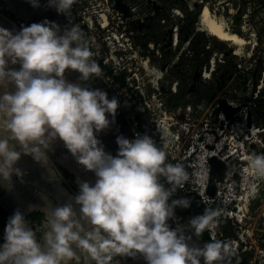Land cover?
<instances>
[{
  "label": "clouds",
  "instance_id": "clouds-1",
  "mask_svg": "<svg viewBox=\"0 0 264 264\" xmlns=\"http://www.w3.org/2000/svg\"><path fill=\"white\" fill-rule=\"evenodd\" d=\"M29 2L39 6V0ZM74 2L48 0V6L67 14ZM92 56L77 25L61 31L55 22L44 20L16 32L0 27V183L11 189L13 174L23 178L16 167L22 153L49 168L48 151L57 138L97 177L94 185L80 181L77 195L50 210L43 246L16 210L5 227L0 264H67L77 258L73 244L96 264H109L113 255L138 254L147 264H224L235 254L230 243L199 247L190 244L192 236L183 228L168 224L177 207L191 206L187 197L169 202L188 180L182 164H166L165 151L148 134L137 133L132 140L120 135L117 155L105 151L97 133L115 122L118 99L65 78L66 69L78 71L80 81L99 77L101 69ZM9 61L19 63V70L9 68ZM249 163L264 176V156H254ZM160 177L171 187L165 188ZM216 215L206 209L193 217L189 223L195 235ZM85 225L90 227L86 230Z\"/></svg>",
  "mask_w": 264,
  "mask_h": 264
},
{
  "label": "rangeland",
  "instance_id": "rangeland-1",
  "mask_svg": "<svg viewBox=\"0 0 264 264\" xmlns=\"http://www.w3.org/2000/svg\"><path fill=\"white\" fill-rule=\"evenodd\" d=\"M79 5L88 17L108 13L113 22L106 25L104 35L120 42L128 39L131 48L125 43L127 50L117 54L130 74H137L130 81L143 91L148 112L156 115H149V123L163 118L161 111L181 108L187 114L171 122L177 130L186 122L189 143L196 144L199 137L204 148L223 151L224 161L213 157L208 162L207 183L215 188L226 176V182L238 187L237 202L249 203L251 239L260 236L264 242V176L249 163L254 156H264V0H80ZM204 6L225 28L244 38L236 52L197 25ZM182 9L188 21L184 33L176 37ZM194 20V31L204 33L198 31L189 44L194 32L188 25ZM253 255L260 257L256 251H251Z\"/></svg>",
  "mask_w": 264,
  "mask_h": 264
},
{
  "label": "built area",
  "instance_id": "built-area-1",
  "mask_svg": "<svg viewBox=\"0 0 264 264\" xmlns=\"http://www.w3.org/2000/svg\"><path fill=\"white\" fill-rule=\"evenodd\" d=\"M79 1L75 0L67 14L62 13L64 23L60 27L61 31L72 25L79 26L83 39L93 53L92 59L96 61L101 69V75L99 77L94 75L92 78L99 79L111 96H115L118 99L119 112L128 125L131 137L135 139L137 133L152 136L157 147L166 153L165 163L182 164L188 174V180L177 188L169 202L172 199L187 197L191 200V206L188 208L177 207L174 217L170 218V227L173 229L183 228L184 231H189L202 246L213 241L230 243L235 250L234 256L236 260L229 257L224 264H235L240 259H244L246 264H264L263 239L259 238L260 236L255 237L253 240L251 239V230L248 227L251 213L247 214L249 208L246 206L249 203L242 204V202H237L241 199V195L237 196L236 194L238 187L236 185L234 187L231 181L226 182V176L222 185H220L221 182L219 181L215 183V188L211 186V182L207 183L208 162L213 157H218L224 161V154L216 148H204L202 146L204 142L199 137L195 140L197 141L196 144L194 142L189 143L191 140L190 136H186L189 133V127H187L186 122L180 124L177 130L175 123L171 122L177 118L168 119L170 121H167L168 123L163 121L165 114L169 110L161 111L163 118L158 119V121H162L161 127L158 121V123H149V115L151 117L156 115L153 112H148L149 104L145 102L143 91L131 82L133 77L137 78V74L134 72L130 74V68L125 65L122 56L117 54L120 49L127 50L125 43L128 39L124 38L126 41L120 42L115 36L110 38L109 34L105 33L106 35H104L103 31L106 25L112 23L113 19H109L107 12L99 13L97 17L86 16L80 8ZM0 10H2L1 5ZM104 22L106 23L105 25ZM175 36L177 37V32ZM110 39H115L117 42L115 43ZM172 42L175 43L174 41ZM126 44L131 48L129 42ZM185 44H188V42ZM120 78H122V81ZM173 110L170 111L173 112ZM182 113L187 114V112L182 110L179 116ZM171 127H174V129L172 130ZM250 131L253 133V130ZM204 149H207L208 153H203ZM238 150L240 151L239 148L235 150L236 155H239ZM227 152L229 156L231 150H227ZM241 157L239 156V159ZM241 171H247V169H241ZM159 179L165 188L171 187L166 178L160 177ZM206 209L217 212V215L202 234L196 236L195 230L189 221L195 216L203 215ZM262 223L264 225V220ZM4 230V226H0V232ZM258 231L262 235L263 228ZM256 240L259 243H255ZM251 251L259 252L260 257L251 256Z\"/></svg>",
  "mask_w": 264,
  "mask_h": 264
},
{
  "label": "crops",
  "instance_id": "crops-1",
  "mask_svg": "<svg viewBox=\"0 0 264 264\" xmlns=\"http://www.w3.org/2000/svg\"><path fill=\"white\" fill-rule=\"evenodd\" d=\"M2 10H0V27L19 31L20 26L24 22L41 23L44 20L55 22L57 25L63 22L62 13H57L54 7L48 6V0H39V6L33 7L29 0H0ZM13 16L20 19V25L15 24L12 20ZM9 68L19 70V63L12 65L9 61ZM80 73L75 70L66 69L65 78L72 83H80L82 86H90L92 89H102L107 92L108 98L111 99V94L105 89L103 83L99 79L91 78L89 81H80ZM12 86L10 85L9 88ZM4 92L3 87H0V95ZM106 116L112 121V116L106 113ZM123 135L125 138L132 140L128 125L122 114L117 108L115 122L110 123L108 129L97 133V138L101 141L106 152L113 156L117 155L118 144L116 139ZM11 143H16L11 141ZM19 150V149H17ZM48 156L54 167L49 163V168L41 166L34 161L31 155L21 154L20 160L16 167H19L23 172V178L12 176L13 187L11 189L0 183V226L6 227L7 221L16 210L23 213L28 226L33 229L36 235L37 242L44 245V233L48 230L46 227L48 213L56 206L63 205L69 202L70 197H74L67 185H70L76 194L79 193V182L88 181L90 184L95 183L97 177L93 171L86 170L82 165L78 164L71 153L64 145L58 148L52 147L48 151ZM59 173L66 178V183L62 181ZM46 197V199H45ZM74 209L79 214V205L72 201ZM170 226L171 220H168ZM90 226L85 225L86 230ZM192 236L190 244L203 247L201 243L189 231H185ZM83 235V233H81ZM5 230L0 232V245L4 241ZM76 257L67 262V264H96L87 254L83 253L75 244L72 245ZM109 264H147L141 255L136 257L113 255ZM203 264V260L201 261Z\"/></svg>",
  "mask_w": 264,
  "mask_h": 264
},
{
  "label": "bare ground",
  "instance_id": "bare-ground-1",
  "mask_svg": "<svg viewBox=\"0 0 264 264\" xmlns=\"http://www.w3.org/2000/svg\"><path fill=\"white\" fill-rule=\"evenodd\" d=\"M197 25H202V29L206 30L209 34L226 42L227 45L233 48L235 52L238 50L237 48L245 43L243 37L225 28L223 23L212 15L207 6H204L202 11L200 12L197 20ZM181 111V109H175L173 112H168L165 114V117L163 119L167 120L170 118H178Z\"/></svg>",
  "mask_w": 264,
  "mask_h": 264
},
{
  "label": "trees",
  "instance_id": "trees-1",
  "mask_svg": "<svg viewBox=\"0 0 264 264\" xmlns=\"http://www.w3.org/2000/svg\"><path fill=\"white\" fill-rule=\"evenodd\" d=\"M181 13H182V19H181V21H182V23H180V24H178L177 25V30H178V33H177V37H178V35H182L183 33H184V31H185V27H186V22L188 21V16H187V13L185 12V10L184 9H182L181 10ZM186 15H185V14ZM193 22H195V20L194 21H192L188 26L190 27L189 28V30H192L194 33H193V36L190 38V41H189V44H191V42H192V40L194 39V37L197 35V33H198V31H200V30H195L194 31V23ZM63 23H64V20H63V22L60 24L61 26L63 25ZM60 26V27H61ZM180 28V29H179ZM200 32H203L204 33V31H200ZM208 49V48H207ZM209 52V51H208ZM206 53H207V51H206ZM120 80L122 81V78H120ZM250 101V100H249ZM204 237H206V236H204ZM232 257V259L233 260H236V258H235V256L234 255H232L231 256ZM235 264H246L245 263V260L244 259H240L237 263H235Z\"/></svg>",
  "mask_w": 264,
  "mask_h": 264
},
{
  "label": "water",
  "instance_id": "water-1",
  "mask_svg": "<svg viewBox=\"0 0 264 264\" xmlns=\"http://www.w3.org/2000/svg\"><path fill=\"white\" fill-rule=\"evenodd\" d=\"M1 88H2V87H1ZM62 145H64L63 141L60 140L59 138H57V140L53 143L52 147H54V148H58V147H61ZM210 160H211V159H210ZM49 163L51 164V166L54 167V163L51 162L50 159H49ZM59 175H60V177L62 178V181H63L64 183H66V182H67V181H66V178H65L61 173H59ZM66 185H67V183H66ZM67 186L69 187V189H70V191H71L72 193H74L75 195H77V194L75 193L74 189H73L70 185H67Z\"/></svg>",
  "mask_w": 264,
  "mask_h": 264
},
{
  "label": "flooded vegetation",
  "instance_id": "flooded-vegetation-1",
  "mask_svg": "<svg viewBox=\"0 0 264 264\" xmlns=\"http://www.w3.org/2000/svg\"><path fill=\"white\" fill-rule=\"evenodd\" d=\"M62 16H63V14H62ZM63 18H64V17H63ZM12 20L15 21V22H14L15 24L20 25V19H19V17H17L16 15L13 16V14H12ZM29 24H30V23L24 22L23 26H29ZM20 27H21V26H20ZM164 117H165V116H164ZM222 153H223V151H222Z\"/></svg>",
  "mask_w": 264,
  "mask_h": 264
}]
</instances>
